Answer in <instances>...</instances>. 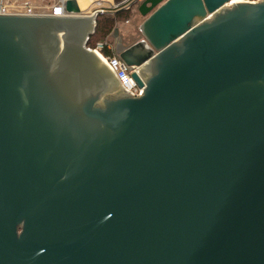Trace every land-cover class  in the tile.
<instances>
[{"label":"water","instance_id":"water-1","mask_svg":"<svg viewBox=\"0 0 264 264\" xmlns=\"http://www.w3.org/2000/svg\"><path fill=\"white\" fill-rule=\"evenodd\" d=\"M61 3L0 15V264H264V0L141 1L139 96Z\"/></svg>","mask_w":264,"mask_h":264},{"label":"built area","instance_id":"built-area-1","mask_svg":"<svg viewBox=\"0 0 264 264\" xmlns=\"http://www.w3.org/2000/svg\"><path fill=\"white\" fill-rule=\"evenodd\" d=\"M0 15H63V5L61 2H56L46 10L41 8H34L31 6L10 5L6 0H0ZM96 51L103 59L107 66L114 72L120 84L133 96H139L143 94L144 88L139 87L135 83V79L132 76L137 68L128 65L117 53L106 54L105 48L111 47V43L106 40L99 41L94 46H89ZM112 48V47H111Z\"/></svg>","mask_w":264,"mask_h":264},{"label":"rangeland","instance_id":"rangeland-1","mask_svg":"<svg viewBox=\"0 0 264 264\" xmlns=\"http://www.w3.org/2000/svg\"><path fill=\"white\" fill-rule=\"evenodd\" d=\"M6 1L10 5L15 4L16 6L17 5L31 6L34 8H41L44 10L48 8L47 4H52V5L55 4L53 0H6ZM133 1L135 2L136 0H133ZM141 1L143 0H139L138 3L134 4L132 15H130L132 17L131 20L128 22V21H125L124 19H120L119 24L116 26V27H120L123 24L125 31L128 30L130 32L129 37L128 38L126 37L124 40L125 43L132 42L139 36L141 37L140 25L144 20V17L139 12V4L141 3ZM120 35L121 34H119V36ZM115 38L116 37L114 36V31L108 37H106V41L112 43L111 46L114 48H115V43H114ZM89 46H94V45H89Z\"/></svg>","mask_w":264,"mask_h":264},{"label":"trees","instance_id":"trees-1","mask_svg":"<svg viewBox=\"0 0 264 264\" xmlns=\"http://www.w3.org/2000/svg\"><path fill=\"white\" fill-rule=\"evenodd\" d=\"M132 8L117 9L115 14L110 13H102L97 18V27L94 34L91 36L89 40V45H95L98 41L106 39L119 24L120 19H124L125 21H130L132 17ZM106 54H114V50L111 47L105 48Z\"/></svg>","mask_w":264,"mask_h":264},{"label":"crops","instance_id":"crops-1","mask_svg":"<svg viewBox=\"0 0 264 264\" xmlns=\"http://www.w3.org/2000/svg\"><path fill=\"white\" fill-rule=\"evenodd\" d=\"M53 1H54V3H56V2H61L62 0H53ZM47 5H48V7L52 6V4H47ZM129 6H131V8L133 10V7H134L133 0H91V4L89 5L88 8L84 9V12H85V14L90 15V14H93L95 11H98L100 9L103 11V13L115 14L117 9H120V8L128 9ZM119 29H120L119 34H121L119 36V38L122 39L124 42L125 38L129 37L130 32L128 30L125 31L123 24L119 27ZM140 38L141 37L139 36L135 40H133L132 42H128V43L124 42V43L129 45V44H132L135 41L139 40ZM104 40H106V39H104ZM114 43L116 45L117 38H115Z\"/></svg>","mask_w":264,"mask_h":264},{"label":"bare ground","instance_id":"bare-ground-1","mask_svg":"<svg viewBox=\"0 0 264 264\" xmlns=\"http://www.w3.org/2000/svg\"><path fill=\"white\" fill-rule=\"evenodd\" d=\"M79 3H80L81 8L84 10L89 7V5L91 4V0H79Z\"/></svg>","mask_w":264,"mask_h":264},{"label":"flooded vegetation","instance_id":"flooded-vegetation-1","mask_svg":"<svg viewBox=\"0 0 264 264\" xmlns=\"http://www.w3.org/2000/svg\"><path fill=\"white\" fill-rule=\"evenodd\" d=\"M133 3H134V1H133ZM129 8H131V6H129ZM117 47V45H115V48ZM115 48L114 47H112V49L114 50V52L116 53V50H115Z\"/></svg>","mask_w":264,"mask_h":264}]
</instances>
